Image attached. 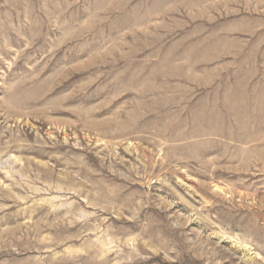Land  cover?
<instances>
[{
    "label": "rangeland",
    "instance_id": "374dc122",
    "mask_svg": "<svg viewBox=\"0 0 264 264\" xmlns=\"http://www.w3.org/2000/svg\"><path fill=\"white\" fill-rule=\"evenodd\" d=\"M0 264H264V0H0Z\"/></svg>",
    "mask_w": 264,
    "mask_h": 264
}]
</instances>
